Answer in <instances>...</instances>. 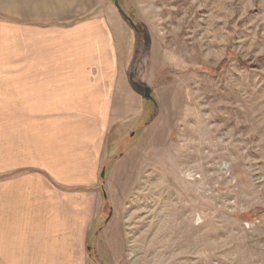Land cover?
I'll list each match as a JSON object with an SVG mask.
<instances>
[{
	"label": "rangeland",
	"instance_id": "obj_1",
	"mask_svg": "<svg viewBox=\"0 0 264 264\" xmlns=\"http://www.w3.org/2000/svg\"><path fill=\"white\" fill-rule=\"evenodd\" d=\"M112 1L131 113L105 123L103 209L123 241L89 243L84 264H264V0H119L138 31ZM85 117L13 116L8 162Z\"/></svg>",
	"mask_w": 264,
	"mask_h": 264
},
{
	"label": "crops",
	"instance_id": "obj_2",
	"mask_svg": "<svg viewBox=\"0 0 264 264\" xmlns=\"http://www.w3.org/2000/svg\"><path fill=\"white\" fill-rule=\"evenodd\" d=\"M108 3L0 0V264H84L89 243L123 241L104 214L100 177L109 159L105 123L131 113ZM30 115L90 117L78 129L71 118L39 129L12 165L7 132L13 116Z\"/></svg>",
	"mask_w": 264,
	"mask_h": 264
},
{
	"label": "water",
	"instance_id": "obj_3",
	"mask_svg": "<svg viewBox=\"0 0 264 264\" xmlns=\"http://www.w3.org/2000/svg\"><path fill=\"white\" fill-rule=\"evenodd\" d=\"M113 5L116 7L117 11L120 13V15L127 21V23L135 30L138 31V27L136 25V23L134 22V20L125 12V10L122 8L119 0H113ZM133 77V73L130 72L129 73V79L131 80ZM143 95L145 98L150 99L154 102V104H157L156 100L154 99L153 95H152V88L150 86H144L143 89ZM104 173L105 170L103 169L101 171L100 177L101 179L104 178ZM103 196L104 198H107V193L104 189V185H103Z\"/></svg>",
	"mask_w": 264,
	"mask_h": 264
},
{
	"label": "trees",
	"instance_id": "obj_4",
	"mask_svg": "<svg viewBox=\"0 0 264 264\" xmlns=\"http://www.w3.org/2000/svg\"><path fill=\"white\" fill-rule=\"evenodd\" d=\"M112 1V0H111ZM137 27H139V25H137ZM260 58H264V56H260ZM229 57H227V56H225L219 63H218V65L213 69L214 70V73H216V74H219V73H222L223 72V70L227 67V64H228V62H229ZM238 59V61L242 64V65H244V66H246L247 64H246V62L244 61V60H241L240 58H237ZM154 107H156V104H154ZM149 120H150V118H149ZM101 181H102V184H104V178L103 179H101ZM107 201V198H104V203ZM93 257H95V255H93V254H91Z\"/></svg>",
	"mask_w": 264,
	"mask_h": 264
}]
</instances>
